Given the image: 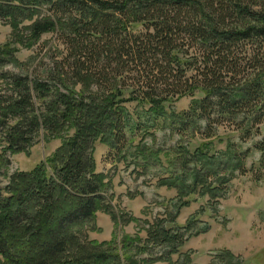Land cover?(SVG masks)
<instances>
[{"label": "trees", "instance_id": "trees-1", "mask_svg": "<svg viewBox=\"0 0 264 264\" xmlns=\"http://www.w3.org/2000/svg\"><path fill=\"white\" fill-rule=\"evenodd\" d=\"M26 19L31 25L22 46L32 49L52 34L48 51L56 55L48 65L39 62L43 70L35 68L36 74L24 67L15 75L3 69L19 66L17 48L0 46L3 141L14 155L41 133L60 146L0 187V264H123L114 240L90 248L81 243L79 232L106 202L95 143L120 153L127 130L149 131L166 106L196 94L203 97L192 102L193 118L257 135L264 124V0H0V23ZM128 103L146 106V118L131 125L123 108ZM178 121L187 124L188 114ZM256 150L263 171L264 139ZM155 152L138 150L157 161ZM230 153L232 169L240 171L241 158ZM2 159L0 169L9 165ZM210 178L195 173L188 186L172 182L181 198L200 186L214 200L203 185ZM157 232L150 239L167 245V254L184 244L180 232ZM131 243L125 239L123 248L131 251Z\"/></svg>", "mask_w": 264, "mask_h": 264}, {"label": "rangeland", "instance_id": "rangeland-1", "mask_svg": "<svg viewBox=\"0 0 264 264\" xmlns=\"http://www.w3.org/2000/svg\"><path fill=\"white\" fill-rule=\"evenodd\" d=\"M30 25V19L0 23V46L12 43L18 50L19 66L7 65L4 72L20 75L28 67V73L36 74L35 68L43 70L39 62L48 65L55 58L56 53L48 51L55 41L52 34L43 36L32 49L22 46L20 40L27 39ZM60 46H55L57 51L62 50ZM5 91L0 81V95ZM202 97L196 94L166 106L164 116L148 124L147 132L127 130V144L120 153L95 143L93 158L96 174L104 177L106 202L95 220L79 232L83 245H109L114 240L123 264L128 258L136 264H168V258L172 264H264V170L259 169L256 150L264 139V124L254 136H242L229 124L209 127L198 114L192 117V102ZM123 108L131 125L148 114L146 106L136 103ZM184 114L189 121L183 126L178 120ZM5 134L0 126L1 162L9 161L0 169L2 189L12 174L33 171L60 146L59 139L41 133L25 152L14 155L6 152ZM141 148L154 155L159 151L157 161L139 154ZM231 149L241 158L240 171L232 169L236 162ZM195 173L211 176L203 185L213 190L214 200L203 195L200 186L195 193L179 197L172 180H185L188 186ZM164 181L167 185H162ZM157 231L180 232L183 246L167 254V245H154L150 239V233ZM125 239L132 242L131 251L123 248Z\"/></svg>", "mask_w": 264, "mask_h": 264}]
</instances>
